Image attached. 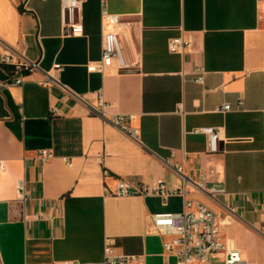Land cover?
<instances>
[{
	"label": "crops",
	"instance_id": "crops-1",
	"mask_svg": "<svg viewBox=\"0 0 264 264\" xmlns=\"http://www.w3.org/2000/svg\"><path fill=\"white\" fill-rule=\"evenodd\" d=\"M81 7L83 32L72 36L60 0H0V264H102L107 238L117 255L177 264L164 253L166 237L147 229L156 214L182 212L186 198L220 215L228 246L264 262V0H81ZM103 7L128 33L131 70L87 69L101 59ZM186 33L191 49L170 53L169 40ZM26 61L39 69L16 68ZM45 73L59 83L43 86ZM19 76L23 83L11 84ZM100 92L105 117L134 116L139 142L92 111ZM224 104L229 112L220 111ZM199 128L218 132V152H209ZM43 150L49 159L39 157ZM202 177L225 193L215 200L200 192L193 183ZM119 180H162L187 193L115 196Z\"/></svg>",
	"mask_w": 264,
	"mask_h": 264
},
{
	"label": "built area",
	"instance_id": "built-area-1",
	"mask_svg": "<svg viewBox=\"0 0 264 264\" xmlns=\"http://www.w3.org/2000/svg\"><path fill=\"white\" fill-rule=\"evenodd\" d=\"M61 18L68 34L80 36L82 29V7L81 0H60ZM102 52L99 62L90 63L87 66L90 72L105 73L108 70L117 69L127 71L135 67L134 57L127 59L125 48L129 46L127 31L122 27L119 17L108 13L105 7L102 9ZM193 35L186 33L182 36L172 38L168 42V50L173 54L183 55L192 47ZM25 73H32L39 69L37 62L26 61L16 66ZM56 66L55 69H58ZM194 82L202 85L204 82V70L197 67ZM23 78L17 77L11 84L21 85ZM58 80L51 74L45 73L41 81L43 86L58 84ZM78 99L81 97L77 96ZM98 106L100 109L92 108V111L105 117L104 108L106 103L101 92L97 94ZM242 105V102H240ZM231 110L229 104H224L220 111L225 113ZM111 124L118 128L131 140L139 142V130L130 125L134 119L133 115H115L107 118ZM195 133L205 134L208 140V150L211 153L218 152V132L213 128H199ZM39 157L43 160L51 157V152L40 151ZM177 173L183 176L182 166L176 167ZM194 187L200 192L207 194L213 199L225 193V190L217 185L211 188L204 186V177L199 182L193 183ZM187 190L183 187H169L162 180L147 184H130L124 180H119L113 193L115 196H146L157 195L167 197L170 195L185 196ZM17 200L24 203L28 194L24 188L23 181H18L16 186ZM220 215L209 208L201 201L188 199L184 200V210L180 213H160L151 217V225L147 231L160 234L166 239L163 241V250L166 255H174L177 264H258L244 258L241 251L228 246L224 242L221 230ZM114 242L107 238L104 245V258L102 264H143L140 256L136 255H117L113 250ZM53 264H87L79 261L65 260L53 262Z\"/></svg>",
	"mask_w": 264,
	"mask_h": 264
},
{
	"label": "trees",
	"instance_id": "trees-1",
	"mask_svg": "<svg viewBox=\"0 0 264 264\" xmlns=\"http://www.w3.org/2000/svg\"><path fill=\"white\" fill-rule=\"evenodd\" d=\"M6 68L9 69V70H15V68L11 67V66H7ZM21 72H24V71L21 69Z\"/></svg>",
	"mask_w": 264,
	"mask_h": 264
},
{
	"label": "rangeland",
	"instance_id": "rangeland-1",
	"mask_svg": "<svg viewBox=\"0 0 264 264\" xmlns=\"http://www.w3.org/2000/svg\"><path fill=\"white\" fill-rule=\"evenodd\" d=\"M214 264H220V263L215 261ZM258 264H264V262H260Z\"/></svg>",
	"mask_w": 264,
	"mask_h": 264
}]
</instances>
